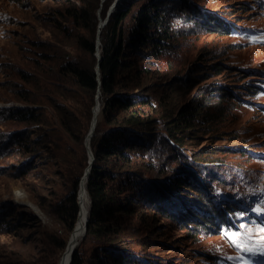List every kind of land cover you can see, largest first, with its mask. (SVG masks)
<instances>
[{
	"label": "rangeland",
	"instance_id": "374dc122",
	"mask_svg": "<svg viewBox=\"0 0 264 264\" xmlns=\"http://www.w3.org/2000/svg\"><path fill=\"white\" fill-rule=\"evenodd\" d=\"M148 1L0 0V211L9 212L10 225L0 231V264L59 263L70 231L55 206L87 167L85 136L100 100L60 66L90 65L97 56L78 39L97 37L109 10L128 11L129 30ZM151 1L164 9L170 40L159 54L134 53L123 73L135 92H158L159 129L148 153L159 160L157 168L139 167L145 180L138 183L152 179L164 189L154 186L134 213H118L119 235L84 236L76 248L85 264H94L97 249L121 243L139 264H257L264 258V0ZM80 11L85 19L73 22ZM197 12L215 15L226 29L206 28ZM215 86L230 96L221 100ZM197 99L210 102L212 116L200 115L197 130L177 132L184 139L177 144L167 129ZM25 108H33L34 121L15 118ZM176 177L195 186L177 188L170 183ZM205 184L213 204L237 207L230 225L208 229L194 221L192 199ZM15 188L39 214L16 199ZM128 188H118V201L136 195Z\"/></svg>",
	"mask_w": 264,
	"mask_h": 264
},
{
	"label": "trees",
	"instance_id": "16d2710c",
	"mask_svg": "<svg viewBox=\"0 0 264 264\" xmlns=\"http://www.w3.org/2000/svg\"><path fill=\"white\" fill-rule=\"evenodd\" d=\"M194 10L191 8L193 13ZM163 13L164 9L159 3L149 0L133 15V25L127 30L128 11L112 12L100 32L99 77L95 69L97 59H94L90 65L69 62L66 66H60L62 72L68 73L72 82L90 97L98 92L102 102V115L90 140L94 159L86 183L90 208L84 236L111 239L112 236L119 235L120 229L113 222L116 221L120 212L129 209V214L134 213L135 203L141 205L142 200H151V194L156 192L154 186L164 189L162 185H158V182L149 181L152 179L145 183H138L145 180L139 167L144 168L147 164V168H157L159 160L158 157L148 153L157 139V129H159L157 127L160 122L159 109L154 101L158 92L152 90L148 94L144 88L135 92L133 84L124 81L126 74L123 73L124 69L131 67V58L134 53L146 58L147 54H159L164 49L163 46L170 40V35L166 26L167 19ZM197 14V21L203 19L206 22V28L215 27L217 30H223L227 27L226 22L213 14L202 15L198 12ZM73 16L75 17L72 21L78 22V18L85 19L86 12L80 11L78 15L74 13ZM83 25L86 28L88 26ZM78 43L82 49L91 54L95 53V33L90 39L79 38ZM213 88L216 91L215 94H223L220 95L221 100L230 96L231 92L222 91L220 86ZM208 104L210 102L207 100L204 102L203 99L201 101L197 99L177 111L174 122L167 129L168 135L172 136L174 142L180 145L184 143V139L178 137L177 132L197 130V125L201 124V121H198L200 115L205 114L203 117L206 120L211 118L212 113L206 107ZM14 116L26 122L35 120L33 108L20 109ZM196 121L199 123L197 124ZM62 122L65 129L70 132L68 123ZM183 177L186 178L184 173ZM175 182L178 184L177 188L195 186L189 183V180L180 179V177L170 181L171 184ZM78 183L76 180L73 189L55 206V213L64 222L68 231H71L77 219ZM127 186H129L128 189L136 192V195L129 193L125 196V201H118L116 199L119 193L118 188ZM208 190L210 187L205 184L204 190L200 189L197 197L192 199L197 203L195 207L198 210L194 213L196 214L194 221L208 229L230 225L233 220L231 214L237 207L226 202L221 205L213 204L211 197L204 193ZM8 215L9 212L0 211V231H5L3 226L9 225L6 222ZM65 245L63 241L59 247L64 249ZM120 245H106L97 249L98 254L95 256L94 264H139V260H131L132 255ZM70 264H85L83 255L77 248L73 252Z\"/></svg>",
	"mask_w": 264,
	"mask_h": 264
},
{
	"label": "bare ground",
	"instance_id": "6f19581e",
	"mask_svg": "<svg viewBox=\"0 0 264 264\" xmlns=\"http://www.w3.org/2000/svg\"><path fill=\"white\" fill-rule=\"evenodd\" d=\"M121 1V0H118ZM123 2L125 0H122ZM122 2V3H123ZM119 3V2H118ZM121 5V4H120ZM111 12V10H109ZM99 48V47H98ZM98 50V49H97ZM102 115V102L101 100L97 99L93 105L92 108V116L90 121V127L87 131V134L85 136V142H88L89 132L91 131V128L96 126L97 122L100 120ZM91 140V139H90ZM86 170V169H85ZM82 174L79 183H78V190H77V196H78V214L76 222L71 229V231L68 234L67 242L64 248V251L62 253L61 259L58 264H70L72 255L76 247L79 245L80 241L83 239L85 235V226L87 223V219L89 216V208H90V200L89 196L86 190V173ZM16 190V188H15ZM16 199L31 209H33L38 214L40 213V210L38 209V206L33 203L28 195L20 190L15 191Z\"/></svg>",
	"mask_w": 264,
	"mask_h": 264
},
{
	"label": "water",
	"instance_id": "95a60500",
	"mask_svg": "<svg viewBox=\"0 0 264 264\" xmlns=\"http://www.w3.org/2000/svg\"><path fill=\"white\" fill-rule=\"evenodd\" d=\"M109 14H110V12H108L106 17L101 20V22H100V24L98 26V30H97L96 50H95V55L97 56V62H96L95 69H96V73H97L98 77H99V59H100V52H101V50L98 48L99 45H100V32H101V28L105 25L106 21L108 20L107 16ZM97 97H98V95H97ZM94 129H95L94 127L91 128V131L89 132L88 142L87 143L85 142V145H86L87 150H88V156H89L88 165H87L86 170H85L86 180L88 179L90 168H91V165H92V162H93V159H94V156H93V153H92V150H91V146H90V139H91V137L93 135ZM88 218H89V216H88ZM87 221H88V219H87ZM86 226H87V223H86ZM86 226H85V231H86Z\"/></svg>",
	"mask_w": 264,
	"mask_h": 264
},
{
	"label": "snow or ice",
	"instance_id": "6c2138e0",
	"mask_svg": "<svg viewBox=\"0 0 264 264\" xmlns=\"http://www.w3.org/2000/svg\"><path fill=\"white\" fill-rule=\"evenodd\" d=\"M261 231H264V228H262V229H261ZM232 238H233V239H235V235H233V237H232Z\"/></svg>",
	"mask_w": 264,
	"mask_h": 264
}]
</instances>
